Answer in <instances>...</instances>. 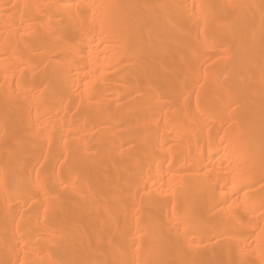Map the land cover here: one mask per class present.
Returning a JSON list of instances; mask_svg holds the SVG:
<instances>
[{
    "label": "bare ground",
    "instance_id": "6f19581e",
    "mask_svg": "<svg viewBox=\"0 0 264 264\" xmlns=\"http://www.w3.org/2000/svg\"><path fill=\"white\" fill-rule=\"evenodd\" d=\"M260 164L264 0H0V264H264Z\"/></svg>",
    "mask_w": 264,
    "mask_h": 264
},
{
    "label": "rangeland",
    "instance_id": "374dc122",
    "mask_svg": "<svg viewBox=\"0 0 264 264\" xmlns=\"http://www.w3.org/2000/svg\"><path fill=\"white\" fill-rule=\"evenodd\" d=\"M258 9V11L256 12V14H259L260 13V9L259 8H257ZM232 100V99H231ZM230 100V101H231ZM171 112V111H170ZM170 114H172V113H170ZM172 115H174V114H172ZM49 123V122H48ZM57 123V122H56ZM160 135V134H159ZM159 135L155 138V141H156V139H158V137H159ZM164 137H170L169 135H165ZM172 143L170 142L169 144H164L163 145V147L165 148V149H167V148H169V145H171ZM183 165V166H182ZM184 165H185V163H184V161H182V162H177V163H174V165L170 168V170H172L171 171V173H173V171L174 170H176V169H182L183 167H184ZM258 169H261V170H264V164H260L258 167H257ZM175 172V171H174ZM170 173V172H169ZM264 184V181H259V182H255L254 184H252V187H251V189H255V188H257L258 186H261L262 187V185ZM245 190L244 189H241L237 194H235V195H233V196H235V198H239L240 197V194L242 193V192H244ZM256 192H259V193H257V196H263L264 195V188H260V189H258L257 188V190H256ZM252 193V192H251ZM256 196V195H255ZM232 201H234L233 200V198H230L229 199V202L227 203V205H229ZM240 200H237V201H234L233 203H232V206H231V208L229 209V212H231L233 209H234V207H236V208H238L239 207V202ZM24 210H25V212H24V214H23V216L24 217H28V216H30V215H32V216H35L36 214H37V209H33V208H30V206H27L26 208H24ZM223 211V210H222ZM262 214H264V209H261V210H256L255 212H253V214H252V216H254V215H262ZM196 221H198V220H196ZM250 222H252V220L251 219H249L248 221H246V224H249ZM262 224V223H261ZM261 224H259V225H261ZM237 232V230H233L232 231V234L231 235H229V237H232L233 236V234L234 233H236ZM250 240H247L245 243L247 244L248 242H249Z\"/></svg>",
    "mask_w": 264,
    "mask_h": 264
}]
</instances>
